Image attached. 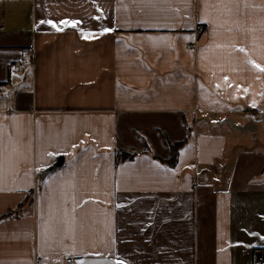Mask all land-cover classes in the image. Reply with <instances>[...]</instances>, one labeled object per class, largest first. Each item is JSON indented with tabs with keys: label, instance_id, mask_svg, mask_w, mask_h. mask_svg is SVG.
Returning <instances> with one entry per match:
<instances>
[{
	"label": "crops",
	"instance_id": "1",
	"mask_svg": "<svg viewBox=\"0 0 264 264\" xmlns=\"http://www.w3.org/2000/svg\"><path fill=\"white\" fill-rule=\"evenodd\" d=\"M261 69L264 0H0V264H253Z\"/></svg>",
	"mask_w": 264,
	"mask_h": 264
},
{
	"label": "rangeland",
	"instance_id": "2",
	"mask_svg": "<svg viewBox=\"0 0 264 264\" xmlns=\"http://www.w3.org/2000/svg\"><path fill=\"white\" fill-rule=\"evenodd\" d=\"M199 25V24H198ZM194 32L196 33V27L194 29ZM205 33V32H204ZM203 33V34H204ZM197 34V33H196ZM198 35H202V34H198ZM189 46V45H188ZM192 48L194 49V45H192ZM178 94L180 95L181 98L184 99V101H189L190 95L188 90H179ZM253 133V132H252ZM252 133L249 134L248 138H245L243 140V143L246 144V146L248 147H252L254 149H259V150H263L264 151V124L261 125V128L258 132V136L256 139H254V137L252 136ZM187 137V136H186ZM186 139V138H185ZM184 139V140H185ZM168 140V139H167ZM170 141V140H169ZM172 142V141H170ZM182 142V141H181ZM177 143V142H175ZM166 144V141H165ZM166 146H168L166 144ZM169 148V147H168ZM134 153V152H133Z\"/></svg>",
	"mask_w": 264,
	"mask_h": 264
},
{
	"label": "built area",
	"instance_id": "3",
	"mask_svg": "<svg viewBox=\"0 0 264 264\" xmlns=\"http://www.w3.org/2000/svg\"><path fill=\"white\" fill-rule=\"evenodd\" d=\"M207 31V26L199 24L196 26V33L197 34H203ZM187 49H192V45H189ZM34 264H45L42 258L35 257L34 258ZM64 264H76L75 259L72 256L66 257ZM253 264H264V251H258L254 255Z\"/></svg>",
	"mask_w": 264,
	"mask_h": 264
},
{
	"label": "trees",
	"instance_id": "4",
	"mask_svg": "<svg viewBox=\"0 0 264 264\" xmlns=\"http://www.w3.org/2000/svg\"><path fill=\"white\" fill-rule=\"evenodd\" d=\"M193 129L192 127L187 125V137L184 141L182 142H170L169 140H165L166 144L168 145V147L171 149L172 151V161L175 162L176 158H177V154H178V149L180 147H182L184 144H186L188 142V140L191 137V133H192ZM124 152V151H122ZM136 153H129V152H125V154H123V159H129L132 158Z\"/></svg>",
	"mask_w": 264,
	"mask_h": 264
},
{
	"label": "snow or ice",
	"instance_id": "5",
	"mask_svg": "<svg viewBox=\"0 0 264 264\" xmlns=\"http://www.w3.org/2000/svg\"><path fill=\"white\" fill-rule=\"evenodd\" d=\"M42 23H43V21H42ZM241 51H243V49H241ZM261 71H264V69H261ZM262 238H264V237H262Z\"/></svg>",
	"mask_w": 264,
	"mask_h": 264
},
{
	"label": "water",
	"instance_id": "6",
	"mask_svg": "<svg viewBox=\"0 0 264 264\" xmlns=\"http://www.w3.org/2000/svg\"><path fill=\"white\" fill-rule=\"evenodd\" d=\"M254 129V128H253ZM254 131V130H253Z\"/></svg>",
	"mask_w": 264,
	"mask_h": 264
}]
</instances>
